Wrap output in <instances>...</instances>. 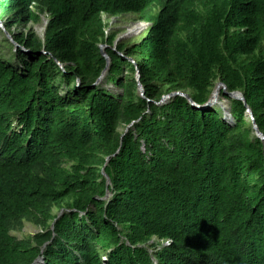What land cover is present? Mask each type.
Here are the masks:
<instances>
[{"label": "trees", "instance_id": "trees-1", "mask_svg": "<svg viewBox=\"0 0 264 264\" xmlns=\"http://www.w3.org/2000/svg\"><path fill=\"white\" fill-rule=\"evenodd\" d=\"M130 14L149 28L115 46L103 15ZM0 21L17 60L0 56V264H264V140L244 103L221 90L234 124L160 104L205 107L223 83L264 134V0H0ZM101 45L121 94L95 85ZM25 221L43 232L16 238Z\"/></svg>", "mask_w": 264, "mask_h": 264}, {"label": "rangeland", "instance_id": "rangeland-1", "mask_svg": "<svg viewBox=\"0 0 264 264\" xmlns=\"http://www.w3.org/2000/svg\"><path fill=\"white\" fill-rule=\"evenodd\" d=\"M41 18H42V20L39 24H30L29 28H33L34 31L37 33V35L39 37L43 38L44 35L40 34V30L42 29V27L44 25V22H43L44 20H46L47 24H48V17L45 15H42ZM103 20H104L105 24L107 25V30H106L107 34L110 35L111 33L114 32L117 35V40H119L117 45L119 43H125V44L132 45L134 43L139 42L140 39L145 35V33L147 32V30L149 28V24L141 21L138 16L132 15V14L121 15L118 17H109L107 15H103ZM141 23L146 25L144 29L137 31V32H134V33L128 32L130 26H133L136 24L138 25ZM14 31L19 33V32H23L26 30L23 27H21V28H15ZM4 37H5L4 32L0 28V56L3 57L5 60H10V59H12V51L3 46L2 41H3ZM117 45L115 44V46H117ZM12 62L17 65L16 59H12ZM107 72H108V70L103 75L101 81L99 82V85L101 87L111 91L114 94H121V90L118 87H116L115 85H113L111 82L108 81V73ZM62 87L65 88V85H62ZM63 88H62V92L64 93ZM214 94H215V92H214ZM216 106H218L221 109V113H222L223 117L228 119V121L231 124H234V121L231 119V116H230V102L228 100H225L224 98L221 101H219V99H218ZM119 131L121 133L126 132L125 127L121 126ZM54 213L61 215L62 211L56 209ZM42 232H43V230L39 226H36L29 221H25L24 227L22 228V230L14 231L13 235L16 238L22 240V239H28L29 237L38 235ZM153 241L155 243H157L156 239H154Z\"/></svg>", "mask_w": 264, "mask_h": 264}, {"label": "water", "instance_id": "water-1", "mask_svg": "<svg viewBox=\"0 0 264 264\" xmlns=\"http://www.w3.org/2000/svg\"><path fill=\"white\" fill-rule=\"evenodd\" d=\"M0 28L3 30V32L7 36V38L14 43V40H13L11 34L6 30V28H5V26H4V24H3L2 21H0ZM118 42H119V40H117L115 44L117 45ZM100 48H101V54H102V56H104L106 58L107 66H106V69L103 71L102 76L100 77V79L97 81V83L95 85H98L99 84V82L101 81L103 75L106 73V71L109 69V66H110V59H109L108 55L105 53V50L108 48V46L107 45H101ZM129 60L131 62L135 63L133 59H129ZM58 64L60 65V67L62 69L64 68V66L60 62H58ZM139 79H140V75L138 74L139 92H140L141 97L145 98L144 88L141 85ZM216 90L218 92L219 91L221 92V90H223L224 94L228 95L232 99L239 100V101H242L244 103L245 107L247 108V114H248V116L250 117V119L253 122V128L255 130L256 135L259 138H261L262 140H264V134L259 130V128H258V126L256 124V121L254 119L253 113H252L251 109L249 108L248 103H247V101H246L243 93H241V92L230 93V92L227 91V88H226V86L223 83H219L217 85V87H216ZM178 96L187 99L192 106H194L195 108H198V109H204V108L214 107V106H216L217 101H218L217 97L214 98V95L212 94V96H211L209 102L207 103V105L205 107H200V106H197L194 103L193 99L191 98V96L189 94L184 93V92H173V93H171L169 95L164 96L162 98L160 104L165 103L166 101H168V100H170V99H172L174 97H178ZM130 127L131 126H129V128Z\"/></svg>", "mask_w": 264, "mask_h": 264}, {"label": "bare ground", "instance_id": "bare-ground-1", "mask_svg": "<svg viewBox=\"0 0 264 264\" xmlns=\"http://www.w3.org/2000/svg\"><path fill=\"white\" fill-rule=\"evenodd\" d=\"M44 22V25H43V27H42V29L40 30V34L41 35H44L45 34V30H46V27H47V21L46 20H44L43 21ZM145 26L146 25H144V24H136V25H133V26H130L129 27V31L128 32H130V33H134V32H137V31H140V30H142V29H144L145 28ZM215 94H214V98H216L217 97V99H219V101H221L223 98L221 97V93H220V91L218 92L216 89H215ZM224 107V106H223Z\"/></svg>", "mask_w": 264, "mask_h": 264}]
</instances>
